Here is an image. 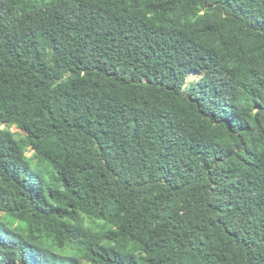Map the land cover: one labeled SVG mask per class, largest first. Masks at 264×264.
Listing matches in <instances>:
<instances>
[{"label": "trees", "instance_id": "1", "mask_svg": "<svg viewBox=\"0 0 264 264\" xmlns=\"http://www.w3.org/2000/svg\"><path fill=\"white\" fill-rule=\"evenodd\" d=\"M0 264H264V0H0Z\"/></svg>", "mask_w": 264, "mask_h": 264}, {"label": "rangeland", "instance_id": "2", "mask_svg": "<svg viewBox=\"0 0 264 264\" xmlns=\"http://www.w3.org/2000/svg\"><path fill=\"white\" fill-rule=\"evenodd\" d=\"M199 78H200L199 75H196V74H192V75H190V76L187 78V85L190 84V83H192V82H196ZM12 132H14V133L16 134V137H17L18 139L22 138V137L25 135L24 132H22V131H20V130H18V129H16V128H12ZM30 154H31V152L28 153V155H30Z\"/></svg>", "mask_w": 264, "mask_h": 264}]
</instances>
